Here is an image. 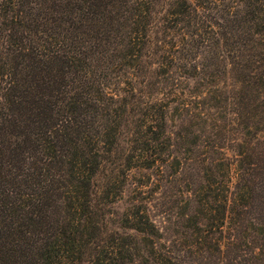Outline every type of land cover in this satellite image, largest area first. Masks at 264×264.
<instances>
[{
  "label": "rangeland",
  "instance_id": "obj_1",
  "mask_svg": "<svg viewBox=\"0 0 264 264\" xmlns=\"http://www.w3.org/2000/svg\"><path fill=\"white\" fill-rule=\"evenodd\" d=\"M183 1L20 0L0 7V264H90L87 250L80 262L75 251L56 250L64 246L53 241V215L33 219L54 206V186L44 179L52 183V164L37 163L34 175L8 167L7 72L36 41L76 61L65 95L95 101L97 123L108 124L102 138L116 137L113 146L100 144L109 156L92 188L100 238L117 231L125 244L140 239L126 258L144 255L143 236L126 220L140 210L161 233L167 219L175 239L182 230L177 211L193 214V193L208 177L215 195L226 183L248 185L239 215L218 223L222 233L215 229L210 248L186 245L170 256L180 264H264V0H186L187 8ZM192 7L187 22L179 10ZM53 19L62 33L47 37L52 31L42 34L39 21ZM53 99L61 103L60 95ZM138 130L149 140L134 143ZM146 144L148 153L133 151ZM221 165L225 170L215 168ZM43 246L50 252L40 256Z\"/></svg>",
  "mask_w": 264,
  "mask_h": 264
},
{
  "label": "trees",
  "instance_id": "obj_2",
  "mask_svg": "<svg viewBox=\"0 0 264 264\" xmlns=\"http://www.w3.org/2000/svg\"><path fill=\"white\" fill-rule=\"evenodd\" d=\"M15 1L18 4L20 0H0V7L6 4L14 5ZM182 3L185 8L192 6L186 0ZM39 9L42 11V7ZM190 9L179 10L184 15L183 20L187 22L197 11V8ZM39 24L43 26L40 30L42 34L46 30L52 31L47 34V37L55 32L62 33L60 29L62 23H58V20H41ZM46 40L52 44V41ZM47 48L54 49L55 46ZM18 52L14 65L11 67L10 63H7L10 66L7 72L10 78L2 100L3 108L7 109L3 118L5 121L2 124L3 129L4 124L5 127H10L9 133H6L7 144L5 145L8 149V167L15 171H24L27 168L31 171V175H34L37 163L47 167L52 164L54 181L52 180L51 183L48 177L44 179L47 185L54 186V206L48 211L47 209L39 210V215L33 213L32 216L34 220L40 222H43L42 214L49 213L54 216L58 224L53 241L64 246H60L63 248L60 250L61 248H58L56 244L57 251L66 253L71 249L78 254L75 258L77 262H80L87 250L91 256L90 264H180L183 262L181 257H171L170 253H179L186 245L196 249H200L199 246L210 248L207 244H211L213 239H218L215 229L218 230V235L222 233L219 231L221 227L218 223L226 217L239 215V206L248 195V185L238 183L230 187L229 183H226L224 190L220 192L221 195H215L213 190H210L211 179L206 177L208 180L205 178L202 180L206 185H199L198 190L193 193V214L186 217L185 208H179L177 211L179 215L177 221L182 223V230L176 231L175 239L171 237L172 228L169 227L167 219L164 221L168 224L167 229L161 233L155 224L141 215L140 210L131 214V217L129 213H126V220L128 218L133 224L130 228L143 236V244L146 243L143 247L147 248L144 255L139 258H126L132 253L133 246L139 245L140 239H135L133 246L129 243L125 244L123 235L117 231H111L109 235H103L100 238L101 225L97 217L98 210L101 211L98 206L100 202L96 203L92 198L95 176L107 155L109 156L107 153L109 150L107 149L104 153L100 144L106 142L109 146H113L116 142L115 135L102 138L101 128L107 127L108 124L97 123L95 117L97 110L94 111V109L99 106L95 101L91 103L88 100V103L77 96V93L68 98L65 95L71 84L68 81V75L70 72L77 71L78 65L73 58L59 51L48 54L54 51L47 52L45 45L38 41L32 49L23 48ZM6 69H1L2 74ZM55 94L61 96L60 104L53 99ZM9 110H11L10 115ZM140 127L146 129L144 124ZM145 131L138 130L136 133L140 136H136L133 142L142 143L149 140L145 138ZM0 133L3 135L4 131L0 129ZM147 146L148 144L146 149L141 147L138 150L134 147L133 151L148 150L149 146ZM139 156L142 155L139 154ZM33 158L29 165L26 161ZM130 158L132 157L126 160L129 161ZM147 158L151 156L145 155L143 159ZM215 168L225 170L223 165ZM210 170V168L207 170L206 175L212 178ZM50 196H52L51 192ZM259 206L264 217V200ZM58 217H62L63 220L60 222ZM161 240L162 243H159ZM52 242L51 246H54ZM44 247L40 249L43 250L42 252L39 251L40 256L50 252ZM189 254L191 255V252Z\"/></svg>",
  "mask_w": 264,
  "mask_h": 264
}]
</instances>
